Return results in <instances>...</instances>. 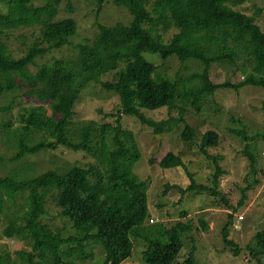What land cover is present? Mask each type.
Masks as SVG:
<instances>
[{
    "label": "trees",
    "instance_id": "obj_1",
    "mask_svg": "<svg viewBox=\"0 0 264 264\" xmlns=\"http://www.w3.org/2000/svg\"><path fill=\"white\" fill-rule=\"evenodd\" d=\"M107 1L110 0H97L99 11ZM113 1L130 10V23H101L93 45L81 44L78 57L55 59L40 66L37 72H32L30 65L52 49L69 44L78 28L76 20L73 17L54 20L60 0H47L43 5H34V0H9L7 13L0 8V72L9 78L6 86L0 84V90H12L14 79L19 78L23 82L20 87L28 88L25 95L34 94L41 100L39 104L24 107L25 113L20 115L19 121L24 124L16 127L18 147L13 159L20 160L26 155L62 146L93 153L98 159V163L89 166L75 164L66 170L53 168L21 178L0 173V188H4L15 202L16 194L27 193L19 209L12 213L4 234L9 238L26 239L30 247L17 250L19 257L14 259L9 252L0 253V264H122L133 254L135 238L146 242L143 252L146 264H204L195 256L194 244L187 257L177 261L186 245L183 236L193 229V219L179 220L170 227L162 221L148 222L151 218L148 183L133 171L142 151L133 133L123 128L122 119L125 115L138 117L159 134L186 121L187 104L201 111L208 97L218 89L239 90L245 85L264 88V30L257 23L263 8L249 14L231 5L242 4L245 0ZM19 24H41L42 37L22 56H14L4 36L9 28ZM161 25L164 30L177 27L168 41L158 33ZM239 47L245 48L254 59L251 72L237 83L214 82L211 65L226 59L235 62V49ZM145 52L160 54L164 60L176 57L182 65L188 60H197L203 70L185 77L173 76L156 62L148 60ZM114 70L117 76L114 81L102 80ZM194 80L199 82L191 87L189 84ZM91 81L101 82L119 94L118 111L113 114L117 125L106 123L96 129L93 124H86L75 139L71 135L75 103ZM162 107H168L170 112L179 108V116L156 120L143 110ZM10 108L12 101L1 107L2 110ZM185 124L181 134L184 141L197 143L216 164L213 186L199 183L182 154L174 150L149 161L162 168L183 166L191 177L188 187L168 184L166 192L171 187H178L183 195L196 190H210L216 199L221 195L232 209L228 214L229 222L222 228L223 241L235 252H240V246L230 238L228 225L240 212L248 191L258 179L253 177L243 188L242 199L237 205H229L220 190L225 173L219 163L220 155L210 152V147L220 144V132L210 128L198 142L196 128L187 121ZM9 125L6 123L4 127ZM6 131L9 134L15 132L11 128ZM35 131L41 132L42 139L29 142L33 140L29 136L35 137ZM237 131L245 140L243 151L249 159L250 171L256 174L257 155L252 142L255 143L260 134L251 135L245 129ZM51 200L61 209L60 215L72 221L74 233L55 228L44 219L49 213ZM1 209L0 203V213ZM181 214L188 215V211ZM200 223L209 229L206 219L200 218ZM253 239L256 246H249V249L261 259L264 255V226ZM93 241L105 251L101 261L93 259V250L89 249Z\"/></svg>",
    "mask_w": 264,
    "mask_h": 264
},
{
    "label": "rangeland",
    "instance_id": "obj_2",
    "mask_svg": "<svg viewBox=\"0 0 264 264\" xmlns=\"http://www.w3.org/2000/svg\"><path fill=\"white\" fill-rule=\"evenodd\" d=\"M47 0H34V5H43ZM9 0L0 2L2 12L9 10ZM234 8L253 14L258 8H263L257 17V23L264 30V0H245L242 4H231ZM58 13L54 20L73 17L77 22L76 34L71 37V42L61 48H54L45 55L39 56L34 64L30 65L32 72H37L40 66L51 63L55 59L76 58L80 52V45L89 43L93 45L100 24L114 25L118 22L130 23L132 14L127 7L117 5L113 0L104 3L99 11L97 0H60L57 4ZM177 27L158 31L165 41H168ZM42 37V25H22L9 28L4 38L14 56H22L33 43L40 41ZM234 43V42H233ZM235 62L226 59L211 65V78L216 83L231 81L237 83L243 80L247 72L254 67V59L246 53L245 48L235 49ZM145 57L156 62L163 71L176 76L185 77L193 72L202 71L203 65L197 60H188L182 65L178 58L169 60L161 58L160 54L145 52ZM124 64V62H123ZM117 78L116 70L103 76L102 80L114 81ZM8 79L0 72V84L7 85ZM199 80H194L189 85H196ZM15 87L12 90H0V173L3 176H15L17 178L36 175L53 168L67 169L72 165L89 166L98 163L97 156L83 150H74L60 147L56 150H43L36 154L26 155L20 160L13 159L17 152L18 130L24 122L19 121L20 115L25 113L24 107L41 103L36 95H25L28 90L20 87L23 82L14 79ZM12 101V108L2 110ZM120 103L119 94L109 90L101 82L91 81L82 90L75 103L74 122L71 125V135L78 139V134L86 124H93L96 129L106 123L117 125L115 116ZM182 104V103H181ZM147 116L156 120L179 116V108L171 112L168 107L159 109L143 108ZM51 112V110H50ZM185 120L196 128L198 142L203 134L210 128L220 132V144L210 147V152L220 155L219 163L224 170L221 178L220 190L225 195L229 205H237L242 199L243 188L247 187L252 178L258 179L248 191L245 203L237 212L235 218L228 225L230 238L240 246V252H235L232 247L226 246L223 241L222 228L229 222V212L232 210L222 196L218 199L210 190L189 191L183 195L181 188L171 187L175 184L182 188L188 187L191 177L185 167L174 166L162 168L158 163L150 162L152 157H160L169 150L182 154V158L189 170L194 172V177L199 183L213 186L215 173L214 160L208 158L197 143L186 142L182 138L185 122L178 123L171 130L163 133H155L152 126L143 123L133 115L123 116V128L133 133L139 148L142 151L141 158L134 164L133 171L148 183V196L150 202V217L155 221H162L167 226L174 225L179 220L193 219L194 225L190 232L184 234L186 242L177 261H183L191 248L196 245L195 256L204 264H264V255L260 258L252 254L249 246H256L254 236L264 226V88L254 85H245L242 88H221L210 95L203 104L201 111L187 104ZM10 124L4 127V124ZM175 122H172L174 124ZM11 128L12 133L6 129ZM238 129H245L251 135L259 133L260 136L252 142V148L257 155L256 174L250 171V162L243 151L244 139L238 133ZM236 130V131H235ZM16 134V135H12ZM35 137L29 142L41 140V132H34ZM166 192V193H165ZM24 194H16L15 202L4 188H0V253L9 252L12 259L16 258L17 250L30 249L28 241L21 237H7L4 229L7 227L13 212L19 209ZM49 213L44 219L50 221L53 227H61L67 233H74L72 221L68 217L60 215V208L51 200ZM188 211V215H182ZM200 218L209 222V229L203 228ZM148 219V222L152 221ZM93 250V259L101 261L105 251L97 241L89 244ZM146 242L135 238V250L131 257L122 264H146L143 252ZM19 257V256H18ZM88 263V261H86Z\"/></svg>",
    "mask_w": 264,
    "mask_h": 264
},
{
    "label": "built area",
    "instance_id": "obj_3",
    "mask_svg": "<svg viewBox=\"0 0 264 264\" xmlns=\"http://www.w3.org/2000/svg\"><path fill=\"white\" fill-rule=\"evenodd\" d=\"M156 220V218H154V217H151V221H155Z\"/></svg>",
    "mask_w": 264,
    "mask_h": 264
},
{
    "label": "clouds",
    "instance_id": "obj_4",
    "mask_svg": "<svg viewBox=\"0 0 264 264\" xmlns=\"http://www.w3.org/2000/svg\"><path fill=\"white\" fill-rule=\"evenodd\" d=\"M151 220V219H150ZM153 222V221H152Z\"/></svg>",
    "mask_w": 264,
    "mask_h": 264
}]
</instances>
